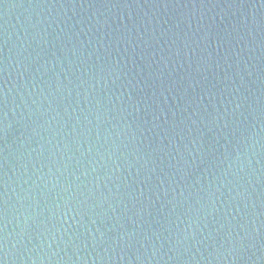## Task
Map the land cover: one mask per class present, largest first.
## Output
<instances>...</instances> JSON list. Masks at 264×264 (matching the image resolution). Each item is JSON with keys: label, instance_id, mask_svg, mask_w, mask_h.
Wrapping results in <instances>:
<instances>
[{"label": "water", "instance_id": "95a60500", "mask_svg": "<svg viewBox=\"0 0 264 264\" xmlns=\"http://www.w3.org/2000/svg\"><path fill=\"white\" fill-rule=\"evenodd\" d=\"M0 264H264V0H0Z\"/></svg>", "mask_w": 264, "mask_h": 264}]
</instances>
